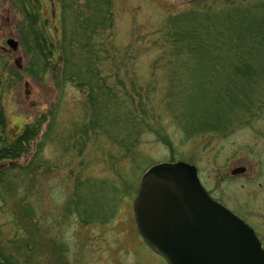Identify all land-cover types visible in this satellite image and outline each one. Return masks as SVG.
I'll use <instances>...</instances> for the list:
<instances>
[{"label": "rangeland", "instance_id": "rangeland-1", "mask_svg": "<svg viewBox=\"0 0 264 264\" xmlns=\"http://www.w3.org/2000/svg\"><path fill=\"white\" fill-rule=\"evenodd\" d=\"M262 1L233 3L245 8ZM32 3L43 17L57 23L58 0ZM193 5L192 0H113L112 45L102 75L120 98L127 94L135 122L141 125L140 132L124 138L130 127L124 120L109 133L91 127L82 87L75 82L55 86L49 72L45 75L31 67L32 55L20 28L19 0H0V99L7 137L36 119L43 121L27 153L0 162L7 168V181L0 184V264H168L136 228L132 203L144 172L164 161L198 166L212 155L218 164H230L227 159L235 153L261 150L260 145L264 159V135L250 130L264 126V119H257L264 117V62L253 66L259 70L247 72L240 99L221 110L227 135L219 126L203 121L198 125L194 116L182 115L181 109L169 104L164 89L168 73L159 69L170 64L158 61L155 39L170 13ZM8 38L16 48L7 44ZM246 111H251L253 123ZM40 140H44L41 146ZM36 156L37 169L20 174L17 166L30 165ZM260 168L264 173V162ZM209 186L215 188L214 181ZM84 190V198L76 201ZM256 195L260 197L258 191ZM100 205L106 209L101 211ZM93 207L98 213L108 212V218L85 221L80 212ZM26 211L32 215L27 217ZM243 219L260 228L250 217ZM259 235L264 239V232Z\"/></svg>", "mask_w": 264, "mask_h": 264}, {"label": "trees", "instance_id": "trees-1", "mask_svg": "<svg viewBox=\"0 0 264 264\" xmlns=\"http://www.w3.org/2000/svg\"><path fill=\"white\" fill-rule=\"evenodd\" d=\"M29 1L19 0V6L23 12L20 28L32 55L31 67L36 66V71L45 75L49 72L55 86L62 88L75 82L82 87L92 128L97 126L109 133L124 120L130 126L124 138L140 132L141 125L138 123V127L135 122L127 94L120 98V92L102 75L112 45L113 0H58L57 23L43 17ZM192 3L189 8L170 13L155 39L160 51L158 61L170 64L159 70L168 73L164 89L169 104L181 109L182 115L194 116L198 125L203 121L220 127L224 118L221 110L240 99L247 72L259 70L253 66L264 62V1L245 8L235 6L233 0ZM5 121L0 99V162L16 160L27 153L43 122L36 119L25 124L11 138L7 137ZM51 126L52 123L48 125ZM43 143L44 140L39 141L40 146ZM39 160L36 156L30 165L17 166L19 173L35 171ZM2 166L0 184L7 181V168ZM86 191L77 193L76 201L82 195L84 198ZM100 209L106 208L100 205ZM25 214L32 215L29 211ZM80 215L87 222H103L109 214L98 213L93 207L83 209Z\"/></svg>", "mask_w": 264, "mask_h": 264}, {"label": "water", "instance_id": "water-1", "mask_svg": "<svg viewBox=\"0 0 264 264\" xmlns=\"http://www.w3.org/2000/svg\"><path fill=\"white\" fill-rule=\"evenodd\" d=\"M132 210L140 236L168 264H264L253 230L205 196L192 164L152 165Z\"/></svg>", "mask_w": 264, "mask_h": 264}, {"label": "flooded vegetation", "instance_id": "flooded-vegetation-1", "mask_svg": "<svg viewBox=\"0 0 264 264\" xmlns=\"http://www.w3.org/2000/svg\"><path fill=\"white\" fill-rule=\"evenodd\" d=\"M10 39L11 38L7 39V44ZM245 114H247L246 116H248V118L252 117L251 111H246ZM250 119L253 123L254 118ZM257 119L261 120L264 119V117H259ZM218 129L225 131V134L229 132L228 127L221 126L218 127ZM250 130L255 134L264 135V126H252ZM202 136L203 142H207L208 139H205L204 135ZM263 144L264 140L262 142V145ZM260 149L261 150L257 151L251 148L240 150V153H235L234 158L227 159V162L230 164H218L219 161H216L214 155H212V157L208 159L202 158L201 165H193L196 168L198 183L205 196L212 202L227 209L232 215L246 225L248 224L244 221L243 217L245 219H249L250 217L253 223L260 226V228L262 225L263 228L261 229H264V197L260 195L261 193L259 191L261 189L264 193V176L260 168L261 163L264 162L261 155L263 151L261 145ZM210 166L211 168H209ZM211 181H214L215 188L209 186ZM257 191L260 197L256 195ZM229 207L235 209V213L231 211ZM259 215L263 216L259 218ZM249 227L255 233L258 242L264 250V239L259 235V232L264 231L255 227L257 228L256 230L252 225Z\"/></svg>", "mask_w": 264, "mask_h": 264}]
</instances>
